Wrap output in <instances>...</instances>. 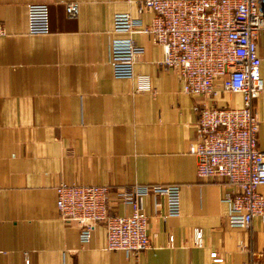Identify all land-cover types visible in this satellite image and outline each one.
I'll return each instance as SVG.
<instances>
[{
  "label": "crops",
  "instance_id": "crops-1",
  "mask_svg": "<svg viewBox=\"0 0 264 264\" xmlns=\"http://www.w3.org/2000/svg\"><path fill=\"white\" fill-rule=\"evenodd\" d=\"M138 1L0 0V264H264V205L248 229L229 227L222 200L227 184L196 176L188 149L195 138L193 107L210 99L184 94L176 72L158 65L160 46L145 34H131L143 48L134 78L112 74L113 16L127 12L149 23L152 13L137 14ZM68 2L77 3L72 18L65 14ZM30 3L46 4V34L26 32ZM255 44L263 84L254 100L255 146L264 151V30ZM137 74L148 76L152 91L134 90ZM216 89L218 106L241 105L238 93ZM60 183L112 191L178 184L179 211L163 217V197L143 198L150 247L136 255L108 251L102 223L81 244L76 226L60 219L54 190ZM257 191L264 199V185ZM127 210L110 196L109 213ZM194 228L200 246L191 242ZM211 252L221 262L213 263Z\"/></svg>",
  "mask_w": 264,
  "mask_h": 264
},
{
  "label": "built area",
  "instance_id": "built-area-1",
  "mask_svg": "<svg viewBox=\"0 0 264 264\" xmlns=\"http://www.w3.org/2000/svg\"><path fill=\"white\" fill-rule=\"evenodd\" d=\"M263 0H139L136 12L150 11L149 23L129 13H116L109 42L110 67L114 77L134 78L132 67L143 52L131 34L151 36L162 51V68L176 72L182 92L210 99L193 107L196 115L195 138L189 152L196 158V176L202 180L222 179L227 190L222 200L228 206L224 221L229 227L248 229L254 217L263 215L264 199L257 187L264 185V151L258 150V120L254 100L263 90L259 76L260 58L256 36L264 30ZM65 14L74 17L77 3L65 4ZM26 32L46 34L48 13L44 3L26 7ZM5 31L0 24V36ZM136 92L152 91L147 75H135ZM216 86L224 92L238 93L239 107L218 106L213 98ZM58 216L78 229L81 244L88 241L98 222L105 230L104 248L136 255L150 247L146 233L147 216L141 200L163 197V217L179 211L178 184H132L111 190L107 185L60 183L55 188ZM113 195L128 208L123 214L109 213ZM172 236H168V242ZM191 242L201 244V232L192 231ZM213 263L221 262L215 252ZM27 264V261L24 262ZM246 264H255L248 262Z\"/></svg>",
  "mask_w": 264,
  "mask_h": 264
}]
</instances>
